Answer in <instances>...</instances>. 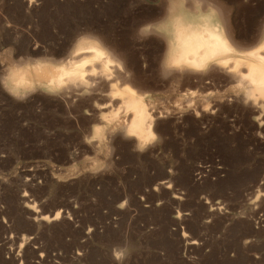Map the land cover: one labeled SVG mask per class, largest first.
<instances>
[{
	"label": "rangeland",
	"instance_id": "374dc122",
	"mask_svg": "<svg viewBox=\"0 0 264 264\" xmlns=\"http://www.w3.org/2000/svg\"><path fill=\"white\" fill-rule=\"evenodd\" d=\"M221 3L234 41L252 47L264 0ZM167 4L0 0V264H264V110L226 74L199 82L160 69ZM81 40L115 57L109 79L97 63L93 74L84 66V86L8 93L10 71L65 64ZM130 83L155 117L141 151L122 135L130 114L111 101Z\"/></svg>",
	"mask_w": 264,
	"mask_h": 264
},
{
	"label": "bare ground",
	"instance_id": "6f19581e",
	"mask_svg": "<svg viewBox=\"0 0 264 264\" xmlns=\"http://www.w3.org/2000/svg\"><path fill=\"white\" fill-rule=\"evenodd\" d=\"M153 20H155V19H153ZM226 20H227V18H226ZM183 28L186 30L182 31L175 24H167V25L162 24L161 26L157 27V31L162 34V37L164 38V41L166 43L165 52H164L163 57H162L160 69H162V71L166 75H167V73L171 74L172 71L179 73L181 76L183 73L185 75L186 72H188L189 74L194 75L195 79L199 82H202L203 80L205 81V79H209V77H211V75L213 76L212 73L226 74L229 76V77L227 76L228 82L230 80H234L235 82L238 81L239 83L241 82V85H239V86L243 85L242 87L244 88V90H246V93L244 95V97L246 96V102L250 101V104L255 109L263 111L264 110V31L261 35V38L259 40L257 39L258 41L254 43L255 45L253 44V46L251 45L252 47H248L249 48V49L247 48L248 50L247 49L243 50L246 47L243 48V47L239 46V44L234 41L235 38L233 39L232 35L230 34V28H228V26H226V24L224 23L222 18L219 17L217 15V13H215V15H213L207 19L186 16L183 20ZM148 30H150V29H148ZM138 31H136V32H138ZM147 32H149V33H147V35H148V34H150L151 31H147ZM93 38H95V37H93ZM159 39H160V37H159ZM81 41H85V42L82 43ZM81 41L77 42L72 53L70 54V57H69L70 59L66 60L65 64L55 63L54 59H53L52 62L47 61V62L35 63L30 68L25 67L19 71H10L8 73L6 79L4 80V83H3L5 87L9 88L10 92H8V93H12L13 95H17V96L20 95V97H21V95L24 96V94L27 95V93L29 94L30 92H33V91L39 89L41 92L55 94V93L59 92L62 89V87L65 85L70 86V87L72 86L71 88L74 87V89L76 87H79V86H84V85H86V83H84L83 81H86V78H85L86 76L83 77V81H80L79 76L74 75V74L85 73V71H84L85 65H87V66L89 65L88 67L92 68V70L90 72L93 74L95 71L93 68H95V67H92V65L98 63V64H100L99 66L101 67V69L103 71V72H99L100 75L102 73H105V75H108V74H106L107 73L106 71L107 70L110 71L109 66L110 67L112 66L111 64L115 61V60H113V59H115V57L113 56L114 58L112 59L110 54H108V53H110V52H108V49H106L107 50V52H106L104 50L105 48L104 47H103L104 49L102 48L103 45L100 46L97 43L98 42L97 40H96L97 42L96 41L93 42V40H81ZM70 45H72V44H70ZM142 45L144 46V44H142ZM162 45H163V43H162ZM67 52H68V50H67ZM82 53H85V55L87 54L89 57L87 58L85 56L86 57L85 58L84 55L82 57H80V54H82ZM131 53H133V52H131ZM76 56H79V58H80V60H79V58L76 60L77 61L79 60L81 62L76 63L74 61ZM67 57H68V55H67ZM67 57H65V58H67ZM83 57L85 58L84 60H82ZM152 58H153V56H152ZM152 58H151V60H152ZM169 58H171L174 61L181 64L183 66V69L182 70L181 69H165L164 62L166 59H169ZM57 62H59V61H57ZM16 64L18 65V63H16ZM198 64L209 65V66H211L212 70L208 71V72H198L194 68L188 67V65H198ZM113 65L116 66V64H113ZM112 68H114V67H112ZM121 68H122V65H121ZM121 68L117 67V71L119 73L121 72V70L119 71L118 69H121ZM124 68L122 71H124ZM85 70H86V67H85ZM127 70H129V69H125V71H127ZM167 71H170V72H167ZM113 72H115V70ZM99 73L97 71V76ZM121 73H123V72H121ZM121 73H120V75H121ZM162 73L160 71V74H162ZM176 73H175V75H174V73H172L173 74L172 76H176L177 75ZM113 74L114 75H112V76L114 77L116 73H113ZM123 74H125V72ZM128 74H129V72H128ZM163 74H162V76L160 75V79H161V77L165 76ZM95 75H96V72H95ZM103 75L104 74H102L101 76L103 77ZM120 75L117 77H120ZM62 76L65 77V79L63 81L61 80ZM172 76H171V78H172ZM214 76H216V75L214 74ZM91 77H93V76H91ZM106 77L107 78H105V77H103V78H105V80L109 79V75ZM121 77L123 78V76H121ZM140 77H137V78L139 79ZM180 77H178V78H180ZM173 78H174V81H176L175 77H173ZM187 78H189V77H187ZM229 78H230V80H229ZM89 79H87V80H89ZM142 79L140 81H142ZM148 79H145V81L146 80L148 81ZM164 79L166 80V78H164ZM0 80L2 81V79H0ZM92 80H95V79L93 78ZM96 80H100V79L96 78ZM116 80H117V78H116ZM133 80H136V78L135 79L133 78ZM180 80H182V79H180ZM185 80H188V79H185ZM124 81L126 82L125 78H124L123 82ZM232 82L233 81H231V83ZM104 83H106V82H104ZM169 83H170V81H169ZM173 83H175V82H173ZM179 83H177V84H179ZM212 83H214V82L212 81ZM110 84L108 86H111ZM126 84H127V82H126ZM126 84H124L122 86L118 85L119 88H117V86H116V87H114V90H113V87L110 88L111 91L113 90L112 94H111V98L113 100H111V101H114V99L120 98L119 100H121V101L119 103L118 109H121L124 114H127V113L130 114V116H131L130 119L127 118V120H129V121H126L124 119L123 123L121 122L122 125H120V126L124 132V133H122V135L124 134V136L128 137L127 139H130V138L134 139L136 141V145H137L138 150L141 151V145H144V148H143V150H144L149 144V140H150V136H151L150 134L154 130L153 127H152L153 130H151V126L153 124L155 117L152 118L151 117L152 114L150 116V114H149L150 112L147 111L146 106H145L146 103L144 104V100H143L144 97L143 98L140 97L137 94L138 92H136V90L133 89L134 88L133 86H130V85L128 86ZM95 85H97V83ZM100 85H102V84H100ZM131 85H133V84H131ZM236 86L238 87V84ZM5 87H3V88H5ZM70 87H68V88L71 91ZM95 87H97V86H95ZM95 87H93V88H95ZM89 88H90V91H88V92H91L92 87H89ZM129 88H132V90L129 91ZM172 88H174V87H172ZM239 88H241V87H239ZM63 90H65V89H63ZM69 95H71V94H69ZM63 96H64V94H63ZM88 96H90V95H88ZM196 113H198V112H196ZM109 116L110 115H108V118H109ZM125 116H127V115H125ZM116 119H117V114H115V115L112 114V116H110V118H109V121H116ZM118 120H120V119H118ZM116 124H118V123L116 122ZM115 128H117V127H115ZM111 129H112V127H111ZM24 194H26V193H24ZM60 213L61 212L58 210L54 213V215L52 217L48 218L47 216H43V217H41V220H43L47 223L50 221H56L59 219Z\"/></svg>",
	"mask_w": 264,
	"mask_h": 264
},
{
	"label": "snow or ice",
	"instance_id": "6c2138e0",
	"mask_svg": "<svg viewBox=\"0 0 264 264\" xmlns=\"http://www.w3.org/2000/svg\"><path fill=\"white\" fill-rule=\"evenodd\" d=\"M226 3H231V0H226ZM250 6V5H249ZM225 7V4L221 3V0H168L167 4V10L168 15L165 20V24H175L178 26L182 31L186 30L183 28V20L186 16L191 17H198L207 19L213 15H215V12L217 10H220L221 8ZM260 28L262 31H264V18L261 19ZM145 32L148 31V29H144ZM237 40H243L244 38L242 36H237ZM82 43L85 41H81ZM94 42V41H93ZM79 67V66H78ZM165 69H183V66L179 64L178 62L174 61L173 59L169 58L166 59L164 62ZM190 68H194L198 72H208L211 71V66L209 65H188ZM122 71V69H121ZM78 75L80 81H83V77L88 75V73H81V74H74ZM65 77H61V80L63 81ZM84 83H87V81H83ZM133 87H143V85H133ZM132 88H129V91H131ZM97 133L101 132V129H96ZM97 137L93 136L92 139L95 140ZM156 136L151 137V141H155ZM91 143V141H89ZM144 145H141V150H143ZM119 259V257H117Z\"/></svg>",
	"mask_w": 264,
	"mask_h": 264
}]
</instances>
